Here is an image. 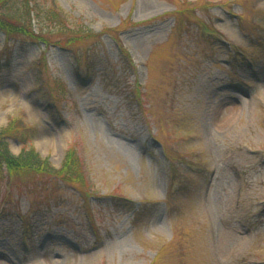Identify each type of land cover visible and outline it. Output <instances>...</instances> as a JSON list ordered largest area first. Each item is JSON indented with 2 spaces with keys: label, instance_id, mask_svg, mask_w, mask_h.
I'll return each mask as SVG.
<instances>
[{
  "label": "rangeland",
  "instance_id": "obj_1",
  "mask_svg": "<svg viewBox=\"0 0 264 264\" xmlns=\"http://www.w3.org/2000/svg\"><path fill=\"white\" fill-rule=\"evenodd\" d=\"M55 1L104 36L8 58L0 35V129L23 117L11 152L55 167L75 147L91 192L0 172V264H264V0H189L180 28L182 0Z\"/></svg>",
  "mask_w": 264,
  "mask_h": 264
},
{
  "label": "trees",
  "instance_id": "obj_2",
  "mask_svg": "<svg viewBox=\"0 0 264 264\" xmlns=\"http://www.w3.org/2000/svg\"><path fill=\"white\" fill-rule=\"evenodd\" d=\"M181 2L174 12L177 28L186 24L190 27L198 25L201 19L198 15L199 5L189 0ZM187 31L190 32L189 27ZM0 35L5 40L4 50L11 58L16 48L32 44L54 46L78 56L84 55V49L88 53L92 50V46L86 47L87 44H96L104 33L95 32L82 21L67 17L55 0H0ZM118 46L124 59L129 60L125 49ZM138 96H142L139 88ZM31 134L32 128L23 117L12 119L0 129V172H6L13 178L36 179V185L43 187H49L45 186L48 183L58 187L64 185L89 197L91 183L85 163L75 147L67 150L59 167L53 166L35 148L23 147L17 155L11 152L9 139L15 138L27 145Z\"/></svg>",
  "mask_w": 264,
  "mask_h": 264
},
{
  "label": "bare ground",
  "instance_id": "obj_3",
  "mask_svg": "<svg viewBox=\"0 0 264 264\" xmlns=\"http://www.w3.org/2000/svg\"><path fill=\"white\" fill-rule=\"evenodd\" d=\"M225 109V108H224ZM222 109L221 115L224 118L228 117V113L230 112L228 109ZM232 111V110H231ZM231 114V113H230ZM211 206L215 213L219 215L226 213L227 209L229 208V201H225L223 198H219L217 202H211ZM221 238L219 241V245L217 246V250L221 252L222 256L228 257L231 246H234L236 243H242L246 240V236L241 232L239 227H232V228H225L221 230L220 234ZM235 243V244H234Z\"/></svg>",
  "mask_w": 264,
  "mask_h": 264
}]
</instances>
